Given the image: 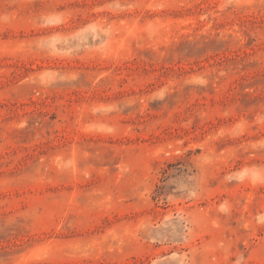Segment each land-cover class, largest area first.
Returning <instances> with one entry per match:
<instances>
[{"label": "rangeland", "instance_id": "rangeland-1", "mask_svg": "<svg viewBox=\"0 0 264 264\" xmlns=\"http://www.w3.org/2000/svg\"><path fill=\"white\" fill-rule=\"evenodd\" d=\"M0 264H264V0H0Z\"/></svg>", "mask_w": 264, "mask_h": 264}]
</instances>
